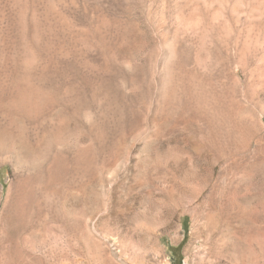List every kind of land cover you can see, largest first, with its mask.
<instances>
[{
	"label": "rangeland",
	"instance_id": "1",
	"mask_svg": "<svg viewBox=\"0 0 264 264\" xmlns=\"http://www.w3.org/2000/svg\"><path fill=\"white\" fill-rule=\"evenodd\" d=\"M256 45L264 0H0V243L24 187L20 264H264Z\"/></svg>",
	"mask_w": 264,
	"mask_h": 264
},
{
	"label": "bare ground",
	"instance_id": "2",
	"mask_svg": "<svg viewBox=\"0 0 264 264\" xmlns=\"http://www.w3.org/2000/svg\"><path fill=\"white\" fill-rule=\"evenodd\" d=\"M233 20V19H232ZM240 21V20H239ZM261 29V28H260ZM262 30V29H261ZM260 31V30H259ZM263 31V30H262ZM227 32V31H226ZM254 32V31H253ZM229 33H231V32H229ZM263 35V34H262ZM261 35V36H262ZM225 36H226V34H225ZM225 36L223 37V39L225 38ZM228 37H231L230 36V34L229 35H227ZM259 37V36H258ZM222 39V40H223ZM227 40H229L228 38L225 40V42H221V40H219L220 41V44H217V45H215V49H213V56L215 55V58L216 57H221V59H223V60H226L227 62H234L235 60H236V58L238 57L239 58V62H240V58H241V55H243L242 57L243 58H241V60H243L244 58H245V53L243 52V53H241V52H239L238 54L240 55V56H237L236 54H233L234 52H233V50L231 49L232 47H234V48H236L237 49V45H236V43L238 42V41H234V45H236V46H234L231 42H226ZM218 41V42H219ZM237 44H239V42L237 43ZM258 46H259V44H257ZM257 45H256V48H254V57H252V60H253V58H254V61H255V58H257V56L262 52V50H264V48H261V47H257ZM262 46V45H261ZM208 48V47H207ZM214 48V47H213ZM242 49V48H241ZM243 49H245V48H243ZM242 49V50H243ZM244 51V50H243ZM232 52V53H231ZM204 54V53H203ZM245 55V56H244ZM212 56V55H211ZM210 56V57H211ZM260 57V56H259ZM258 57V58H259ZM205 58V57H204ZM209 60V58H207L206 57V61H208ZM211 59V58H210ZM217 59V58H216ZM220 59V60H221ZM235 59V60H234ZM212 60H213V57H212ZM215 60V59H214ZM232 60H234V61H232ZM206 61H204L205 62V64L207 65L209 62H206ZM218 61V60H217ZM236 61H238V60H236ZM211 62V61H210ZM216 61H214V63H215ZM222 62V61H221ZM223 62H225V61H223ZM223 62H222V64H223ZM238 62V63H239ZM251 62V65H253L252 64V61H250ZM200 63H201V61H200ZM200 63H198V61H197V64H200ZM211 63H213V62H211ZM217 63H219V61L217 62ZM237 63V62H236ZM241 63H243V65H244V61L243 62H240L238 65H242ZM249 63V62H248ZM258 63V62H257ZM225 64H226V62H225ZM224 64V67L226 66V65H228V64H226L225 65ZM203 65V64H202ZM209 66L211 65V64H208ZM213 65V64H212ZM243 65H242V67H243ZM216 65L214 64L213 65V67L211 66V68L212 69H214V72L212 73V74H214V73H216V74H218L219 75V73H217L216 72V69L215 68H218L217 66L215 67ZM219 66H221V65H219ZM232 66H233V64H232ZM231 66V67H232ZM248 65H244V67L242 68V67H238V68H241L243 71L245 70V68L247 67ZM258 65H256L255 67H257ZM199 67H201V65L199 66ZM204 67V66H203ZM224 67L222 66L221 68H223V70H225L224 69ZM249 67V66H248ZM254 67V68H255ZM260 66H258V68H259ZM229 67H227V69H228ZM233 68V67H232ZM257 68V70L259 71V69H262V67L261 68H259L258 69ZM195 69H197V68H195ZM208 70V69H207ZM211 70V69H210ZM217 70H219V69H217ZM223 70H221L220 69V73L222 74V72H224ZM229 70V69H228ZM227 70V71H228ZM209 71V70H208ZM222 71V72H221ZM253 71H255V70H253ZM262 71H263V69H262ZM261 70H260V72H262ZM190 73H191V71H189ZM207 72V71H206ZM219 72V71H218ZM245 72V71H244ZM243 72V73H244ZM247 72V71H246ZM257 72V71H256ZM194 72H192V75H195V74H197V73H194ZM209 73V72H208ZM227 72L225 71L224 72V75L226 74ZM255 73V72H254ZM259 73V72H258ZM211 74V75H212ZM220 74V75H221ZM257 74V73H256ZM191 75V76H192ZM208 75V74H207ZM239 75V74H238ZM254 74L252 73V76H253ZM263 75H264V71L262 72V73H260L259 75H256V78H257V80H258V82L260 83V85H261V83H263V87H264V77H263ZM197 76V75H196ZM195 76V77H196ZM214 76V75H213ZM255 76V75H254ZM254 76H253V78H254ZM190 77V76H189ZM194 77V76H193ZM193 77H192V79H193ZM194 77V78H195ZM221 77H223V78H225L223 75L221 76ZM232 77V76H231ZM205 78H206V74H205ZM210 78H211V76H210ZM213 78V77H212ZM216 78V77H215ZM219 78V77H218ZM217 78V79H218ZM223 78H221L222 80H223ZM239 78V77H238ZM252 77H251V79H253ZM235 79V78H234ZM250 79V80H251ZM197 80V79H196ZM204 80V79H203ZM202 80V81H203ZM208 80H210V79H208ZM213 80V79H212ZM216 80V79H215ZM221 80V81H222ZM231 80L233 81V82H235L234 80H233V78H231ZM231 80H230V82H231ZM188 81H189V79H188ZM218 81V80H217ZM225 81V80H224ZM252 81H254L253 83H254V85L256 84V81L255 80H252ZM205 82H207V81H204V82H202V84H203V86H202V84L200 83V85L202 86V87H205V85H204V83ZM210 82H211V80H210ZM213 82H214V80H213ZM242 82V81H241ZM241 82H237V84L238 83H241ZM188 83H190V82H188ZM195 83H197V82H195ZM224 83V82H223ZM227 83V82H226ZM211 84V83H210ZM215 84V82L213 83V85ZM222 83H218V85H221ZM232 84V83H231ZM234 84V83H233ZM248 84V82L245 84V85H247ZM193 85V84H192ZM206 85H209V83L207 84L206 83ZM217 85V84H216ZM227 85V84H226ZM240 85V84H239ZM238 85V86H239ZM252 85V84H251ZM199 86V85H198ZM201 86H199L200 87V90H202V88H201ZM210 86V85H209ZM228 86V85H227ZM253 86V85H252ZM256 87H259L258 86V83L255 85ZM254 86V87H255ZM191 87H195V86H191ZM199 87H198V90H199ZM207 87V86H206ZM205 87V88H206ZM219 87V86H218ZM240 87V86H239ZM255 87V89L257 90V88ZM262 86H260V88H261ZM263 87L261 88V89H263ZM225 88H227V87H225ZM229 88V87H228ZM243 87H242V85H241V88L240 89H242ZM186 89V88H185ZM210 89V88H209ZM235 89H236V87H235ZM238 89V88H237ZM247 89H248V87H247ZM251 89H252V87H251ZM254 89V90H255ZM195 91H196V89H194ZM197 90V91H198ZM227 90V89H226ZM233 90H234V86H233ZM233 90H232V92H233ZM253 90V89H252ZM251 90V91H252ZM253 90V91H254ZM255 90V91H256ZM193 91V90H192ZM231 91V90H230ZM229 91V92H230ZM235 91V90H234ZM241 90H239V92H240ZM254 91V92H255ZM258 91H259V89H258ZM258 91H257V94H258ZM191 92V89H189V93ZM215 92H216V90H215ZM243 92V91H242ZM176 93V92H175ZM196 93H198V92H196ZM234 93V92H233ZM264 93V92H263ZM234 94H236V95H234L235 96V98H239V97H236V96H239L238 95V92H236V93H234ZM240 94V93H239ZM256 94V93H255ZM189 95V94H188ZM199 95V94H198ZM233 95V94H232ZM242 95H243V93H241V97H242ZM248 95L250 96V94L248 93ZM254 95V94H253ZM252 95V96H253ZM249 96H247L248 98H249ZM194 97V96H193ZM255 97H256V95H255ZM190 98V97H189ZM202 98H203V96H202ZM208 98V97H207ZM228 98H230V97H228ZM233 98V100H234V97H232ZM251 98H253V97H251ZM210 99V98H209ZM246 99V98H245ZM188 99L186 98V101H187ZM194 100L196 101V98L194 97ZM200 100H201V98H200ZM207 100V99H206ZM216 101H219V99H217ZM225 101V100H224ZM236 101V100H235ZM208 102V101H207ZM223 102V101H222ZM187 103V102H186ZM185 103V104H186ZM187 105V104H186ZM199 105H200V103H199ZM203 106H205V105H203ZM194 107V106H193ZM200 107V106H199ZM187 108V107H186ZM186 108H184V109H186ZM183 110V109H182ZM198 111H199V109H198ZM204 111V110H203ZM185 112V111H184ZM192 112V111H191ZM196 112V111H195ZM189 113V112H188ZM202 113V112H201ZM185 114V113H184ZM206 114V113H205ZM199 116V115H198ZM194 117V116H193ZM201 117V119L204 117H202V115L200 116ZM194 119H196V118H194ZM204 119V118H203ZM24 187H20L19 188V191H18V195H17V200H16V204H15V207H14V210H12V209H10L9 210V214H8V216L6 217V222H7V224H8V229H7V231H6V233H5V238L2 240V242L0 243V264H20L21 263V261H19L20 259H19V249H18V243H17V240H18V238H16L17 237V235H18V233H19V230H20V222H21V219H22V217H23V215L22 214H24V207H25V188L23 189ZM25 190V191H24ZM9 198H10V196H9ZM26 209V208H25ZM20 262V263H19Z\"/></svg>",
	"mask_w": 264,
	"mask_h": 264
},
{
	"label": "trees",
	"instance_id": "3",
	"mask_svg": "<svg viewBox=\"0 0 264 264\" xmlns=\"http://www.w3.org/2000/svg\"><path fill=\"white\" fill-rule=\"evenodd\" d=\"M181 264H183V260L181 261Z\"/></svg>",
	"mask_w": 264,
	"mask_h": 264
}]
</instances>
